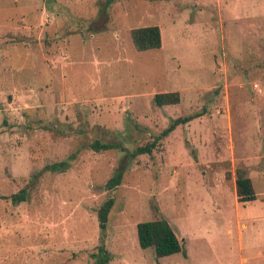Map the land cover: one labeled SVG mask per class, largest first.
Instances as JSON below:
<instances>
[{
	"label": "rangeland",
	"instance_id": "obj_1",
	"mask_svg": "<svg viewBox=\"0 0 264 264\" xmlns=\"http://www.w3.org/2000/svg\"><path fill=\"white\" fill-rule=\"evenodd\" d=\"M150 25L163 44L139 51L131 29ZM169 91L180 103L156 105ZM189 114L201 115L131 156ZM95 139L120 147L97 152ZM73 152L67 170L47 169ZM239 166L259 194L249 204L230 179ZM254 215L264 219V0H0V264H264ZM159 217L183 251L141 247L138 224Z\"/></svg>",
	"mask_w": 264,
	"mask_h": 264
},
{
	"label": "trees",
	"instance_id": "obj_2",
	"mask_svg": "<svg viewBox=\"0 0 264 264\" xmlns=\"http://www.w3.org/2000/svg\"><path fill=\"white\" fill-rule=\"evenodd\" d=\"M131 36L135 47L139 51H146L151 49L160 48L163 44L162 32L159 25L142 26L131 29ZM181 101V94L179 91L158 92L155 94L154 102L158 106L176 105ZM201 114H189L179 116L173 119L170 125L165 128L159 135L155 136L153 141H149L143 145L137 146L132 151L133 158L139 155L149 154L153 152L161 144V140L168 136L177 126L185 124L192 119L200 116ZM90 147L97 151H104L114 148H119L120 145L116 142L103 141L95 139L90 143ZM78 157V152H73L66 160H61L48 165L47 169L52 172H62L67 170L71 164V160ZM126 165L122 164L116 170L114 175L107 181V189L113 190L123 183ZM236 184L237 196L239 202L246 204L247 202L254 201L258 198L252 178L248 174L247 167L239 166L236 168ZM28 191L26 189L20 190L12 196L13 200L24 201L27 200ZM115 204V198L109 197L98 209V218L101 229L99 246L100 254L106 253L105 235L108 228L109 216ZM138 239L139 244L143 248L153 247L158 258L172 255L181 252L185 249L183 241L179 238L177 232L171 223L165 217H159L154 220L142 221L138 224ZM96 255V253H94ZM110 261V256L101 259V264H107Z\"/></svg>",
	"mask_w": 264,
	"mask_h": 264
},
{
	"label": "crops",
	"instance_id": "obj_3",
	"mask_svg": "<svg viewBox=\"0 0 264 264\" xmlns=\"http://www.w3.org/2000/svg\"><path fill=\"white\" fill-rule=\"evenodd\" d=\"M237 161V158L236 157H234L233 159H232V162H233V165L235 164V162ZM245 167H247V166H245ZM247 169H248V171H249V168L247 167ZM248 174H249V172H248ZM250 176V175H249ZM232 181H233V183H234V188H235V195H236V199L238 200V196H237V184H236V172H234V173H232V176H231V178H230ZM257 195L259 196V194L257 193ZM257 200V199H256ZM255 201V200H254ZM253 201H251V202H247L246 204H249V203H252ZM238 203H242V202H239V200H238ZM244 204V203H243ZM263 221H264V219L262 218V216H259V215H254L252 218H251V224L253 225V226H259L260 225V227H259V231H260V233L262 234L261 235V237H263L264 238V223H263ZM261 224H260V223ZM264 245V244H263ZM263 251H264V246H263Z\"/></svg>",
	"mask_w": 264,
	"mask_h": 264
}]
</instances>
